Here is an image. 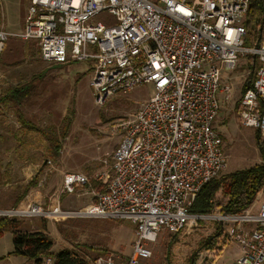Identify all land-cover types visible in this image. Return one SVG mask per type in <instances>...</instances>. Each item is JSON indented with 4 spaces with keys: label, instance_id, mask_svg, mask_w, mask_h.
I'll return each mask as SVG.
<instances>
[{
    "label": "built area",
    "instance_id": "built-area-1",
    "mask_svg": "<svg viewBox=\"0 0 264 264\" xmlns=\"http://www.w3.org/2000/svg\"><path fill=\"white\" fill-rule=\"evenodd\" d=\"M17 37L34 41L40 59L64 65L91 61L88 86L94 102L140 86L152 94L134 114L112 128L119 141L103 190L75 211L59 203H26L0 210V217L126 221L134 227L128 256L106 252L90 264H143L161 231L176 234L188 224L216 220L239 248L236 264H264V194L257 210L199 215L189 209L200 189L226 164L222 138L213 123L218 93L229 100L222 71L254 59L249 86L237 105L241 126L264 134V42L244 45L249 0H29ZM114 23L94 19L100 14ZM8 34L0 26V57ZM88 185L77 173L63 175L60 193ZM216 258V257H215ZM41 264H53L45 257Z\"/></svg>",
    "mask_w": 264,
    "mask_h": 264
},
{
    "label": "rangeland",
    "instance_id": "rangeland-1",
    "mask_svg": "<svg viewBox=\"0 0 264 264\" xmlns=\"http://www.w3.org/2000/svg\"><path fill=\"white\" fill-rule=\"evenodd\" d=\"M29 5V0H0V26L8 34L0 57V210L13 208L16 198L25 190V197L17 206L36 203L51 207L53 205L48 204L61 188L63 175L77 173L87 177L88 185L77 189L73 195L59 193L56 202L62 204V209L75 211L93 203V191L103 190L98 178L110 173L112 155L119 141V135L112 130L115 123L134 114L152 94V88L140 86L128 93L113 95L103 105H97L88 86L91 61L64 65L46 63L40 59L34 41L17 37L24 29ZM94 20L103 24L115 22L105 13ZM249 70L250 79L252 70ZM235 77L230 82L233 90L231 107L222 105L214 121L226 155L225 167L217 179L264 163L263 134L260 135L261 154L256 131L241 126L237 108L234 110V96L239 89V76L235 74ZM14 88L29 91L28 98L19 105L2 101L6 91ZM223 97L220 93L218 100ZM19 115L35 130L23 129ZM56 139L60 143L57 157L53 146ZM93 181L101 184L100 190L93 187ZM263 194L264 186L249 206L254 211ZM221 199L217 194L216 202ZM217 214L221 213L215 209L212 215ZM0 219L22 221V231L30 232L42 228L40 224L46 220ZM46 222L45 230L52 242L51 253L67 249L90 264L96 258L91 247H101L122 256L131 252L134 227L129 222L91 218ZM224 232L222 223L216 220L188 224L175 235L163 230L152 246L151 258L143 264H236L239 248L228 242ZM211 237H215L213 246L200 249V244ZM193 255L195 258L191 261ZM0 264L37 263L14 254L13 234L3 232L0 235Z\"/></svg>",
    "mask_w": 264,
    "mask_h": 264
},
{
    "label": "trees",
    "instance_id": "trees-1",
    "mask_svg": "<svg viewBox=\"0 0 264 264\" xmlns=\"http://www.w3.org/2000/svg\"><path fill=\"white\" fill-rule=\"evenodd\" d=\"M243 26L245 29L244 45L246 47L255 46L264 42V0H249V7L245 15ZM251 70L256 68L254 59H249ZM254 68V69H253ZM27 88H14L6 91L2 101H12L19 105L28 98ZM19 123L23 129L34 131L35 128L28 121L18 116ZM41 132V131H39ZM43 133V132H42ZM64 138V136H62ZM257 146L263 154L260 133L256 131ZM55 157L60 151V143L57 139L53 143ZM96 190L101 189V184L92 182ZM264 186V163L254 165L250 168L226 174L220 178L213 179L203 185L200 189L189 211L191 214L212 215L215 209L221 214H237L247 209L254 201L257 193ZM100 187V189H99ZM27 190L21 193L15 200L13 207L17 206L25 197ZM220 194L221 201L216 202V195ZM95 199L93 200V202ZM39 219L38 221H42ZM64 220V219H63ZM47 220L40 224L42 228L36 231H22L24 223L19 220L0 219V235L3 232L13 234L14 254L34 260L37 264L45 257H51L53 264H88L80 256L69 250H61L51 253L52 242L46 233ZM59 221V220H54ZM119 222V221H117ZM177 234V233H176ZM175 235V234H174ZM215 237L206 239L200 244V249H207L213 246ZM94 257L109 252L101 247H91ZM192 256L191 261L194 260Z\"/></svg>",
    "mask_w": 264,
    "mask_h": 264
},
{
    "label": "crops",
    "instance_id": "crops-1",
    "mask_svg": "<svg viewBox=\"0 0 264 264\" xmlns=\"http://www.w3.org/2000/svg\"><path fill=\"white\" fill-rule=\"evenodd\" d=\"M243 61V65H241V62ZM248 59H240V61H239V64H238V66H237V68H236V70H234L233 72H226V71H222V74H221V82H222V84H223V86H225V85H227V86H230L231 85V81L232 80H234V78H236L235 77V74H237L239 77V89H238V91H237V93L235 94V100H234V102H233V107H234V110H236V108H237V105H238V101H239V99H240V97H241V95H242V93L245 91V89L249 86V84H250V81H251V77H250V79H249V65H248ZM244 68H243V67ZM238 69V70H237ZM237 71H239L238 73H237ZM246 72L248 73V75H247V77H246ZM228 73H231V74H229V75H227ZM230 88H231V93H230V98H229V100H227V101H225V99H224V97H225V93L224 92H219L218 93V95L221 93V94H224V97H223V99L222 100H218L219 101V105H220V109H219V112H220V110H222V108H223V106L222 105H225V106H227L228 105V107H231V105H230V103H231V97H232V94H233V90H232V87L230 86ZM233 97V98H234ZM232 98V99H233ZM227 104V105H226ZM219 114V113H218ZM213 127H214V129L218 132V130H217V127L215 126V124L213 123ZM260 135H262V134H260ZM263 136H264V134H263ZM59 193H60V189L58 188L57 190H56V192L53 194V195H55L54 197L55 198H52V200L50 201V203L48 204V205H50V204H52V205H54L56 202H57V200H58V197H59ZM40 194V193H39ZM40 196H41V194H40ZM68 196V195H67ZM59 201V200H58ZM45 205H47V204H45ZM59 205H60V207L62 208V204L59 202Z\"/></svg>",
    "mask_w": 264,
    "mask_h": 264
}]
</instances>
